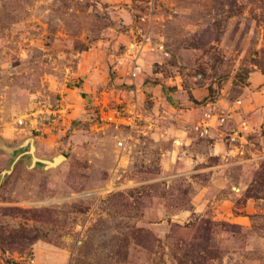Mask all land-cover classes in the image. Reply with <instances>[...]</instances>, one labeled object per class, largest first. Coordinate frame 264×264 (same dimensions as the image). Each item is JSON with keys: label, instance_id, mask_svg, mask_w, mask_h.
<instances>
[{"label": "rangeland", "instance_id": "374dc122", "mask_svg": "<svg viewBox=\"0 0 264 264\" xmlns=\"http://www.w3.org/2000/svg\"><path fill=\"white\" fill-rule=\"evenodd\" d=\"M255 75L264 0H0V264H264ZM184 112L227 150L170 161Z\"/></svg>", "mask_w": 264, "mask_h": 264}, {"label": "crops", "instance_id": "0c3cea01", "mask_svg": "<svg viewBox=\"0 0 264 264\" xmlns=\"http://www.w3.org/2000/svg\"><path fill=\"white\" fill-rule=\"evenodd\" d=\"M131 67V66H130ZM130 70V68H129ZM256 73V72H254ZM140 74V73H139ZM138 74V75H139ZM257 74V73H256ZM137 75V76H138ZM136 76V77H137ZM252 80L249 86H246V89L248 90L246 97L244 98L243 105L245 108H258L259 106H262L264 104V86H262V91L263 94L260 99H258L255 95L256 91H253L251 88H254L256 85L263 84L264 85V77L260 75H255L254 78H251ZM257 80V81H256ZM194 109V108H191ZM185 111H189V109H186ZM184 118V122H190V126L185 124L182 128H180L176 132H172V140L174 143H178L177 145V151L178 153L175 154V147H172L170 150V161L175 159H184L185 161H196L197 158L201 155L205 154H223L224 151H226V147L224 145V142L221 140L219 133H217L216 130L210 129L207 130V135H200L196 130L193 128L194 123L196 121L193 120V116L189 118L187 115V112H184L182 115ZM214 118L211 119V127L213 126ZM169 136V135H167ZM205 142L206 147L204 148L205 150L202 151V148H200L201 143ZM186 170V169H183Z\"/></svg>", "mask_w": 264, "mask_h": 264}, {"label": "built area", "instance_id": "2783aa9c", "mask_svg": "<svg viewBox=\"0 0 264 264\" xmlns=\"http://www.w3.org/2000/svg\"><path fill=\"white\" fill-rule=\"evenodd\" d=\"M141 51H142V47H141L140 43H136L135 42L133 44V47H132V54H133V57H137V58H135V61L133 62L132 66L130 67V70H129V74H130V76L132 78L136 77L141 72V70H142V66H141V64L138 61L139 56H137L138 53L141 52ZM238 102H240V101H238ZM112 116H108V119L110 120ZM214 117L217 120V117H216V115L214 113H210V112L205 113V116L203 118H201L200 120H198V122L194 125L193 128L195 130L207 131V129L209 128V126H211L210 121ZM132 118L134 120L135 125H137V123H136L137 121L143 119L142 114L139 113L137 110L134 111ZM220 118H221V121L224 120V117L223 116H221ZM18 122L19 123H22L23 120L22 119H19ZM127 124L129 126H132V123H130V122H128ZM118 144L121 145L122 144V141L118 142Z\"/></svg>", "mask_w": 264, "mask_h": 264}, {"label": "water", "instance_id": "95a60500", "mask_svg": "<svg viewBox=\"0 0 264 264\" xmlns=\"http://www.w3.org/2000/svg\"><path fill=\"white\" fill-rule=\"evenodd\" d=\"M34 147L31 146L30 147V150H29V154H30V157H31V160L32 162L35 164V163H39L43 166H55L57 165L62 159L65 158V156L63 154H58L56 155L55 157H53L52 159H41V158H38L34 155Z\"/></svg>", "mask_w": 264, "mask_h": 264}]
</instances>
